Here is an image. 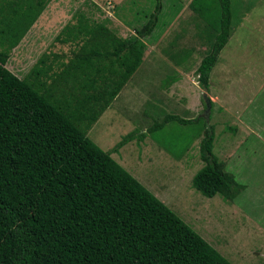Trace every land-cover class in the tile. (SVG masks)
<instances>
[{"label":"trees","instance_id":"1","mask_svg":"<svg viewBox=\"0 0 264 264\" xmlns=\"http://www.w3.org/2000/svg\"><path fill=\"white\" fill-rule=\"evenodd\" d=\"M51 1L0 0V264H232L112 157L139 132L116 151L89 137L141 66L162 0L131 39L78 11L56 38L73 46L67 60L43 55L21 79L7 68L11 53ZM205 1L191 3L203 17ZM219 3L221 30L197 70L205 91L233 27L231 0ZM170 123L194 125L186 150L202 136L196 191L233 202L246 190L214 154L207 119L169 114L149 134Z\"/></svg>","mask_w":264,"mask_h":264},{"label":"rangeland","instance_id":"2","mask_svg":"<svg viewBox=\"0 0 264 264\" xmlns=\"http://www.w3.org/2000/svg\"><path fill=\"white\" fill-rule=\"evenodd\" d=\"M157 2L52 0L12 51L7 68L23 79L43 55L50 57L49 63L61 62L55 55L66 61L73 46L56 38L68 24L76 22L78 11L106 24L118 37L131 39L136 35L134 30L144 28L157 11ZM191 2L162 0L158 26L147 42L158 39L155 54L169 57L166 66L156 65L167 67L165 73L146 72L149 63L143 61L141 71L124 86L89 137L104 151H116L124 137L139 132L112 157L232 264H264V88L251 96L253 88L241 93L240 84L234 83L240 80V60L264 67V4L231 0L234 37L224 47L228 55L214 67L210 90L205 91L199 85L197 70L220 33L222 9L219 0H206L210 11L203 17L193 10ZM195 31H200L201 38L195 37ZM181 54L190 58L178 65ZM224 67L226 76H222ZM176 70L184 71V76ZM212 88L216 93L211 96ZM206 95L212 103L210 112L205 107ZM169 114L188 119L201 116L214 126V154L247 187L233 202L219 195L206 198L194 189L193 178L204 166L200 159L202 136L186 150L188 132L194 125L170 123L153 136L149 134V129ZM141 133H147L144 140L139 139Z\"/></svg>","mask_w":264,"mask_h":264},{"label":"crops","instance_id":"3","mask_svg":"<svg viewBox=\"0 0 264 264\" xmlns=\"http://www.w3.org/2000/svg\"><path fill=\"white\" fill-rule=\"evenodd\" d=\"M193 1V0H192ZM258 1H260V3L261 4H264V0H258ZM192 3V2H191ZM190 3V4H191ZM189 4V5H190ZM194 10V9H193ZM184 10H182L181 11V13L180 14H182V12H183ZM195 11V10H194ZM191 12H192V10H191ZM196 12V11H195ZM194 12V13H195ZM193 13V12H192ZM181 16V15H180ZM260 21V20H259ZM201 31V30H200ZM200 31H195L196 33L194 34L195 35V37L197 38V37H199V38H201V35H199L198 33L200 32ZM132 32V31H131ZM234 29H233V27H232V32H231V34H230V37H229V41H228V43L227 44H229V42H231V40L233 39V37H234ZM181 35H182V32H181ZM193 35V36H194ZM166 36H168V34L166 35ZM166 36H165V38H166ZM179 35H176V37H178ZM180 37V36H179ZM180 38H182L183 40H185V38H183L182 36L180 37ZM263 38H264V35H263ZM146 45H147V47H148V51H147V53L149 54H146L145 56H144V58H143V61H144V63L145 62H147L148 61V63H149V65H148V67H146V72H149V71H152V72H156V71H159V73L160 74H163V73H165V69H167V67H162V68H160L159 66H156V65H159V64H161V63H163V64H165L164 66H166V63L169 61V57L168 56H164L163 54H161V55H158V54H155V48H159V46H160V43H152V44H149L148 42H146ZM200 45H203V44H200ZM170 46H173V42H171V44H170ZM229 46V45H228ZM198 48H199V45H198ZM201 49H204L205 47L204 46H202V47H200ZM200 50V49H199ZM204 50H207V49H204ZM182 53H183V51H181ZM185 53H186V51H184ZM199 52L200 51H198V55H199ZM229 51L226 49V48H224V50L222 51V53H221V55H220V58H219V61H221V60H223V58H225L226 59V57L225 56H227ZM152 53V54H151ZM193 54V53H192ZM181 57H183V58H181ZM188 57L190 58V55H180V57L179 58H181V60L178 62V65H180V64H184L183 62H186L187 60H188ZM225 59H224V62H226L229 58H227V60L225 61ZM218 61V62H219ZM224 62H222V63H224ZM143 63V62H142ZM240 66H239V69H238V71L241 73L240 75V80H236V81H234V83L236 84V83H239L240 84V90H241V93L242 92H244L247 88H253L254 90L252 91V93L250 94L251 96L252 95H254V94H259V92L264 88V67H262V66H260L259 65V62L258 63H256L255 65H253V63L251 62V63H249V65H247V64H245V63H243V61H241L240 60ZM200 64V63H199ZM155 65V66H154ZM141 67L142 66H140L139 67V69L137 70V72H136V74H138L140 71H141ZM222 67H220V69H221ZM241 68V69H240ZM231 70V69H230ZM177 72H178V74H180L181 76L180 77H183L184 76V74H185V72L184 71H178V70H176ZM231 74H232V72H231ZM227 75V70H226V68L224 67V72H223V75L222 76H226ZM180 77H178L177 76V78H179L180 79ZM228 78H230V76L228 77ZM233 78V77H232ZM225 79H227V78H225ZM132 80V79H131ZM177 81H178V79H177ZM209 90H210V87H209ZM214 89L212 88L211 89V96L212 95H214L216 92H214V93H212V91H213ZM122 92V91H121ZM120 92V93H121ZM119 96V95H118ZM118 96L116 97V99L118 98ZM115 99V100H116ZM115 100L113 101V103L115 102ZM112 103V104H113ZM112 104H111V106H112ZM110 106V107H111ZM109 107V108H110Z\"/></svg>","mask_w":264,"mask_h":264},{"label":"water","instance_id":"4","mask_svg":"<svg viewBox=\"0 0 264 264\" xmlns=\"http://www.w3.org/2000/svg\"><path fill=\"white\" fill-rule=\"evenodd\" d=\"M205 99H206V103H207V112H210L211 110V101L209 99V97L206 95L205 96Z\"/></svg>","mask_w":264,"mask_h":264}]
</instances>
